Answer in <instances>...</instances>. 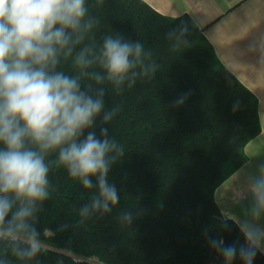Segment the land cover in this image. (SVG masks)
<instances>
[{
  "label": "trees",
  "instance_id": "1",
  "mask_svg": "<svg viewBox=\"0 0 264 264\" xmlns=\"http://www.w3.org/2000/svg\"><path fill=\"white\" fill-rule=\"evenodd\" d=\"M99 23L90 34L139 41L157 69L117 93L105 83L104 111L115 115L101 126L124 149L109 182L119 193L110 212L80 215L95 189H86L46 157L49 196L29 223L40 250L19 260L20 241L0 240V264H264V255L242 229L223 218L216 190L248 158L245 148L261 133L256 97L220 62L212 44L188 16L169 18L142 0H86ZM86 40L85 43H89ZM59 69L74 75L71 60ZM84 84L89 81H84ZM180 106L171 103L182 93ZM131 212L132 222L122 220Z\"/></svg>",
  "mask_w": 264,
  "mask_h": 264
},
{
  "label": "clouds",
  "instance_id": "2",
  "mask_svg": "<svg viewBox=\"0 0 264 264\" xmlns=\"http://www.w3.org/2000/svg\"><path fill=\"white\" fill-rule=\"evenodd\" d=\"M99 23L86 0H0V240L20 241L19 259L40 250L38 232L29 222L49 196L46 157L58 152V163L93 199L82 217L104 214L119 202L109 173L124 149L101 126L115 115L104 111L105 83L120 93L137 77L155 73L139 41L106 35L99 46L90 34ZM90 40L89 43H85ZM71 63L74 75L59 69ZM84 81L89 83L84 84ZM191 90L172 101L182 105ZM253 217L264 213V170L252 186ZM131 212L122 220L131 223Z\"/></svg>",
  "mask_w": 264,
  "mask_h": 264
},
{
  "label": "crops",
  "instance_id": "3",
  "mask_svg": "<svg viewBox=\"0 0 264 264\" xmlns=\"http://www.w3.org/2000/svg\"><path fill=\"white\" fill-rule=\"evenodd\" d=\"M169 18L188 16L223 66L258 101L261 133L245 148L248 161L215 192L223 218L234 221L264 255V213L253 217L252 186L264 170V0H142Z\"/></svg>",
  "mask_w": 264,
  "mask_h": 264
},
{
  "label": "rangeland",
  "instance_id": "4",
  "mask_svg": "<svg viewBox=\"0 0 264 264\" xmlns=\"http://www.w3.org/2000/svg\"><path fill=\"white\" fill-rule=\"evenodd\" d=\"M59 252L66 255V256L72 257L76 262H79V263H83V262L90 263V264L98 263L97 260H95V259H85V258H81V257H75V256H73L67 252H63V251H59Z\"/></svg>",
  "mask_w": 264,
  "mask_h": 264
}]
</instances>
